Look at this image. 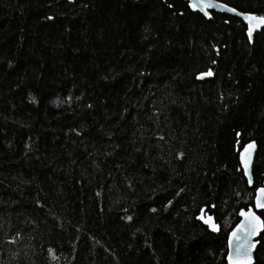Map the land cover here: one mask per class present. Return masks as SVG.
<instances>
[{
  "label": "trees",
  "instance_id": "trees-1",
  "mask_svg": "<svg viewBox=\"0 0 264 264\" xmlns=\"http://www.w3.org/2000/svg\"><path fill=\"white\" fill-rule=\"evenodd\" d=\"M260 186L264 28L188 0H0V264H228Z\"/></svg>",
  "mask_w": 264,
  "mask_h": 264
},
{
  "label": "water",
  "instance_id": "water-1",
  "mask_svg": "<svg viewBox=\"0 0 264 264\" xmlns=\"http://www.w3.org/2000/svg\"><path fill=\"white\" fill-rule=\"evenodd\" d=\"M188 2H189V7L192 11L199 12L208 19L212 18V12L213 11H215L217 13H224V14H228V15L240 18L247 25V35H248L250 41H253L254 35L257 31H260L262 28H264V23H261L259 21V18L261 16H257L256 14L251 13V12L239 11L238 9H236V8L226 4L224 2H221L219 0H211V3H213L215 5V7H212V8H203L202 5H200V0H188ZM193 3L197 4V7H195V8L192 7L191 4H193ZM232 9H234V11ZM205 12H207L208 15H205ZM246 17H255L256 19H249ZM250 27L252 28L251 36H249V28ZM211 77H213V71L209 70L208 72L201 73L198 78L200 80H205V79H208ZM249 145H253V147L249 148L248 147ZM257 150H258V145H257L256 140H251V141L247 142L242 147V149L239 153L240 164H241V167H242L243 172H244V176L247 179L249 186L254 185L253 165H254ZM245 165L247 166V174H245ZM249 179H251V183H249ZM260 188H264V186H260L257 189H260ZM256 197H257V190H256V195H255L254 206H251L249 208H251L252 211L256 215L260 216L261 220L264 221L263 217L260 214V212L264 211V208H257L255 206L256 205ZM248 209L242 208L241 210H244L245 212H247ZM241 210L239 211V214H238L240 220L237 222V224L233 227V229L229 232V235H228V253H227V257H226L228 264H230V260H229L230 254L233 257V260L235 259V247L237 244V241L235 240V236H242V233L240 231H238L237 227H236L238 224L241 223L242 220H244V217L240 215ZM209 217H211V222L215 224V219L213 216H208L206 218V220ZM206 225L209 226V224H206ZM210 228L212 229V227H210ZM213 231L219 232V228L216 227V229ZM263 231H264V229H260L257 231V233L255 235L250 237V242L253 245L251 248V252H250L252 264L255 263V254H256L257 248L260 244V236L263 233ZM230 237L232 238L231 240H230Z\"/></svg>",
  "mask_w": 264,
  "mask_h": 264
},
{
  "label": "snow or ice",
  "instance_id": "snow-or-ice-1",
  "mask_svg": "<svg viewBox=\"0 0 264 264\" xmlns=\"http://www.w3.org/2000/svg\"><path fill=\"white\" fill-rule=\"evenodd\" d=\"M200 5L203 8H212L215 7L211 0H200ZM192 7H197V4H191ZM234 11V9H232ZM205 15H208L205 12ZM249 19H256L255 17H246ZM259 21L264 23V17H260ZM252 28H249V36H251ZM210 74V73H209ZM249 148L253 147V145H249ZM245 174H247V166L245 165ZM249 183H251V179H249ZM257 208H264V188L257 189V197H256V205ZM241 216L244 217V220L238 224L237 230L242 233V236H235V240L237 241L235 247V259L233 260L232 255L230 254L229 260L230 264H252L250 252L252 248V243L250 242V237L255 235L258 230L264 229V221L261 220V217L256 215L251 208L248 209L247 212L241 210ZM203 219V217H201ZM206 224H209L213 230L216 229V225L211 222V217L205 220ZM235 235V234H234ZM232 238L230 237V240Z\"/></svg>",
  "mask_w": 264,
  "mask_h": 264
}]
</instances>
